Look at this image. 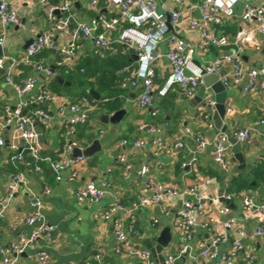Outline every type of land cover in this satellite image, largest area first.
<instances>
[{
  "label": "crops",
  "instance_id": "1",
  "mask_svg": "<svg viewBox=\"0 0 264 264\" xmlns=\"http://www.w3.org/2000/svg\"><path fill=\"white\" fill-rule=\"evenodd\" d=\"M91 1L71 0L72 10L78 22L89 25L100 15H106L108 18L119 16L118 10L115 12L109 10L107 0H99L100 10L90 9ZM164 1L165 7H161V11L169 12L175 8L173 0ZM248 1L252 4H260L264 0ZM10 2L18 14V22L8 28L2 46L3 56L1 57L5 59V67L0 75V120L2 121L6 118L8 108L14 109L30 97L45 92L43 88L46 87L50 77L41 72L38 65L55 69L57 73L60 71L58 65L60 55L53 51L42 52L30 63L24 60L27 51L24 46L27 41L53 28L43 7L39 4L28 6L22 0H10ZM49 2L61 5L65 0H49ZM189 2L199 3L193 0ZM180 9L186 10V17L174 30L180 38L192 46L194 61L206 66L216 57L226 52H234L233 47L212 46L203 53L199 52L197 48L200 43L199 32L190 30L187 26L189 16L198 18L199 13H190L187 6ZM56 18L57 20L64 19L66 15L59 13ZM244 26L246 25L242 22L241 16H235L225 26L214 28L217 32L233 37ZM75 27L76 22H73L65 31H54L56 42L64 44ZM120 31V28L117 29L111 37L117 39ZM262 43L264 44V36H262ZM162 50L167 51L165 43L162 45ZM124 51H128L127 48L121 49V45L116 43L110 55L111 60L116 62V67L122 63L125 64L123 68L135 67L137 65V60L134 58L135 53L131 55L127 63L122 59L126 53ZM96 54L93 41H83L76 55L74 66L88 64L91 65L89 69L93 70L92 68L97 63ZM243 57L247 70L264 68V45L260 51L247 49ZM157 64L161 77L156 80V92L162 88L165 78L171 72L170 64L166 59H161ZM107 73L104 66L99 67V70H96L94 82L100 84L104 80L110 81L107 79H111ZM220 73L223 77L231 76L229 67L223 68ZM9 76L16 82L33 78L36 80V86L28 95L19 96L17 91L7 83ZM121 79L122 76L118 73L117 83ZM246 83L247 76L241 84L233 83L228 87L227 115L224 121L232 133L244 128L252 129L251 140L242 144V151L246 158L245 170L239 169V164L234 160L232 152L229 155V171L225 172L215 162L211 143L219 132L216 131L212 118L207 119V114L211 112V109L204 106V101L212 90L206 89L204 85L192 98H186L177 87H174L166 97H155L152 108L139 106L138 89L120 92L119 95H113L111 100L104 99L102 94L95 90L100 95V99L97 100L89 90L90 99L96 101L97 108L91 114L89 122L84 127L75 128L73 135L68 138L64 133L65 122L72 116L68 106L82 96L81 90L72 88L54 92L58 95L57 100L45 104L46 110L52 116L49 121H38L34 117L33 109L27 110L26 113L32 116L34 127L37 124L42 131L43 156L55 162L70 161L72 164L62 172V179L59 181L48 161L35 163L31 155L26 153L25 160L32 165L29 167L26 164H19L15 168L11 164V159L17 154L16 151L11 150L7 142L4 146H0V248L17 241L21 235L31 233L34 227L29 226L26 219L32 211L31 202L36 196L40 199V211L44 220L54 229L50 239L40 237L36 248L22 255L18 264H40L35 257L37 251H45L50 256L49 264H130L132 262L142 264L129 255L126 249L121 253L117 252L118 241L114 227V221L117 218H121L125 223V232L130 246L138 249H146V240L157 245V239L162 230L170 227L173 241L162 252L165 259L170 255L178 257L184 245L189 246L187 255L178 257L176 264H223L222 256L226 255L231 248L229 242L219 244L218 255L215 258L203 259L200 254L203 247L210 244L213 233L223 232L226 221L234 218L236 229L242 228L245 233L242 238L243 248L235 259L236 264H264V236L256 239L251 237L256 228L264 224V216L257 217L244 208V199L247 197L252 198L256 203L264 204V125L261 124L264 119V93L258 88L246 93ZM61 85L70 87L72 84L70 86ZM115 90H118L117 87L113 88V91ZM118 103L120 108L113 109V106ZM60 107L64 110L61 111ZM230 109L232 113H228ZM122 110L125 113L116 117L115 114ZM156 110L158 115L154 117L153 112ZM159 116L163 119L161 123L157 122ZM152 124L158 127L157 132H150L147 129L139 130L141 125ZM186 129L194 135L200 134L208 143L206 147L199 149L196 141L187 136ZM14 130L12 126L0 129V136L4 141H11ZM157 139L170 148L164 155L157 156L155 153L153 141ZM94 140H100L102 150L91 159L83 157V160L79 161V158H73V150H67V146L71 144L73 149L86 148ZM137 141H142L144 144L136 147ZM179 141L183 143V148L175 151L173 147ZM17 145L21 146V143L17 142ZM124 154L127 155L129 164L132 165L131 170H127L119 162ZM194 158L197 159L196 164L191 165ZM184 164L188 166L183 167ZM35 165H39L41 170L37 171ZM144 167L149 170L147 178H153L157 183L178 192H183L197 184L198 193L208 199H206L205 214L200 215L196 210L194 216L198 223L207 221L210 224L208 230L197 228L191 239H185L182 232L175 226L178 211L185 199L179 196L169 199L168 214L165 216L161 215L158 206L135 208V203L140 197L148 195L145 185L146 178L140 175ZM73 171H77L78 176L71 181ZM195 171L202 174V179L198 183L194 179ZM258 171L261 175L263 173V177L254 176V172ZM17 172L24 176L26 185H21L13 198L8 200L6 190ZM236 177L246 179L249 186L240 191L234 189L237 192L230 191V182ZM102 181L109 182L110 189L100 202H81L76 199L77 190L84 184L95 182L100 185ZM47 188L49 192L46 191ZM222 189L226 195H233L229 203L219 199ZM187 198L195 204L198 203L195 196ZM211 198L218 201H213ZM115 199L121 201L124 210L118 212L109 221L103 220L102 215ZM4 203L7 205L4 210H1ZM224 205L230 207L228 215H223L218 211ZM155 219L159 222L153 226ZM234 236L232 232L231 239ZM249 256L255 257L253 262H249ZM1 261L0 254V264Z\"/></svg>",
  "mask_w": 264,
  "mask_h": 264
},
{
  "label": "built area",
  "instance_id": "2",
  "mask_svg": "<svg viewBox=\"0 0 264 264\" xmlns=\"http://www.w3.org/2000/svg\"><path fill=\"white\" fill-rule=\"evenodd\" d=\"M28 6L41 5L46 13L48 19L53 25L52 30L44 31L38 34L32 43L29 45L25 55V62H32L33 58L39 55L44 50L53 51L60 55L58 65L72 68L76 62V55L80 46L85 40H92L96 49L97 55L104 58L107 53H110L114 45L119 43L127 49L133 50L137 55V65L135 67L123 68L119 71L123 77L120 87L123 90L130 91L138 89L137 102L142 108H152L155 97H166L170 90L177 87L186 98L194 97L200 88L203 86V77L209 74L220 73V71L229 67L231 76L223 77L222 80L225 86L229 87L231 84H241L247 76V83L245 84V92L250 93L258 88L264 93V68L260 69H246L243 60V54L247 49L256 51L262 50V36H264V1L260 4H252L248 0H202L199 3H190L189 0H173L175 8L169 12L161 11V7H165L164 0H107L108 7L111 12L119 11V16L100 15L92 20L91 24H83L77 21L76 14L72 10L71 0H65L61 5H54L49 0H22ZM10 0H0V47L4 45L5 36L8 28L18 22V14L16 10L10 5ZM99 0H92L89 7L92 10H100L98 7ZM243 5V12L241 15L242 22L246 25L241 27L235 36L230 37L226 33H220L215 30V26L222 27L228 23L231 18L236 16L238 5ZM183 6L188 7V11L198 12L199 17H191L187 19V26L190 30L199 32L200 43L197 45L199 52L203 53L210 46L217 48L233 47L234 52H226L214 59L213 62L206 66L198 65L193 59L192 46L184 39L180 38L174 28L179 26L185 20L186 10L180 9ZM180 7V8H179ZM57 11L66 15V18L57 20ZM168 20L173 27L171 31L168 27ZM76 22V27L66 39L64 44H58L54 38V31H65L72 23ZM121 29L120 35L117 39H113L111 34L117 29ZM165 43L167 51L162 50V45ZM161 59H166L171 67V72L165 78L164 85L156 92V80L161 77L158 62ZM5 67V59L0 56V75L3 73ZM38 69L46 73L48 77H53L50 68L38 65ZM188 72V75L185 74ZM7 83L11 85L19 94V96L28 95L35 86L36 80L27 78L23 82H16L12 77H7ZM58 95L45 91L41 92L35 97H30L27 101L20 103L14 109H7L6 118L0 120V129L12 126L14 134L9 147L16 151L11 159V164L17 168L19 164H26L31 166L30 162L25 160V154L31 155L35 163L48 161L56 173L57 180L62 179V172L71 166V162L66 163L55 162L52 159L43 156V148L39 142L38 133L33 125L32 116L27 111L29 107L33 108V114L38 121H49L52 119L51 113L42 108V104L54 102ZM210 109L215 106V99L212 93H208L205 97ZM97 108L95 100H91L88 96L82 95L77 100L69 104L68 109L72 116L65 122V135L70 137L73 135L75 128L85 126L90 119L91 114ZM63 111L64 108L60 107ZM212 109L207 114V119L212 117ZM232 113V110H228ZM158 115L157 110L153 112V116ZM264 125V119L261 121ZM149 130L150 132H157L158 127L154 124L146 126L141 125L140 131ZM187 136L194 139L199 149L206 147L208 144L200 134L194 135L189 129L185 130ZM236 139L242 143H248L252 138V129L244 128L233 133ZM103 135V132H101ZM21 143V146L17 145ZM155 145V153L157 156L164 155L168 148L159 139L153 141ZM6 141L0 136V146H4ZM144 143L137 141L136 147H141ZM215 162L225 171L230 170L229 155L232 150V145L229 142V137L226 133L219 132L212 141ZM21 147V148H20ZM183 148L181 141L177 142L173 149L178 151ZM68 151H72V144L67 146ZM19 151V152H18ZM83 157H79V161ZM197 159L194 158L191 165L196 164ZM120 164L124 165L127 170L132 169L129 164L127 155H122L119 159ZM191 165H189L191 167ZM188 165H183L187 167ZM37 171L41 170L39 165L34 166ZM148 168L144 167L140 171V175L146 178V189L148 195L140 197L135 203V208L158 206L161 215H167V205L171 197L179 196L185 198L178 211L177 221L175 226L184 235L186 240L191 239L195 229L208 230L209 223L207 221L198 223L194 216V211L200 215L205 214L206 199L198 193L197 184L189 189L178 192L173 188H167L157 183L153 178H147ZM77 171H73L70 180L77 178ZM194 179L198 183L202 179V174L198 171L194 172ZM21 185H26L24 176L17 172L14 175L13 182L10 183L6 190V197L8 200L12 199L18 188ZM110 184L107 181H102L100 185L95 182H88L79 188L75 194L78 201H89L93 203L100 202L108 193ZM49 192V189L46 190ZM195 196L197 204L187 197ZM222 198L226 202H230L233 198L231 194H223ZM213 201L217 199L211 198ZM219 199H221L219 197ZM7 200V201H8ZM6 203L2 204L1 210H4ZM32 211L26 223L34 227L29 235H21L20 238L2 248L0 254L2 256L1 264H18L19 259L28 250L36 248L37 241L44 236L50 239L53 226L44 220L41 214V202L38 197H34L31 202ZM244 208L252 215L257 217L264 216V204L256 203L252 198L244 199ZM124 210L119 199L112 202L102 219L109 221L118 212ZM218 211L223 215L230 213L229 206H221ZM158 220H153V226L158 224ZM115 237L118 241L117 252L121 253L124 249L129 255L135 257L142 264H157L151 252L147 249H138L130 246L125 232V223L121 218L114 221ZM234 232V238L230 235ZM242 228L236 229V220L234 218L228 219L224 224V231L221 233H213L210 244L203 247L200 256L204 258H215L218 255V246L220 243H231V248L226 255L222 256L223 264H236L235 259L238 253L242 250V238L244 237ZM264 236V224H260L252 233L251 237L256 239ZM189 250L188 245H184L181 254L178 257L186 254ZM40 264H49L50 256L45 251H37L35 255ZM177 256L170 255L165 264H176ZM99 258V257H98ZM254 256H249V262H253ZM104 264V263H102ZM136 264V263H130Z\"/></svg>",
  "mask_w": 264,
  "mask_h": 264
},
{
  "label": "water",
  "instance_id": "3",
  "mask_svg": "<svg viewBox=\"0 0 264 264\" xmlns=\"http://www.w3.org/2000/svg\"><path fill=\"white\" fill-rule=\"evenodd\" d=\"M243 12V5L239 4L237 11H236V16H241ZM60 12L57 11V14ZM25 22V21H23ZM168 27L171 31H173V27L170 23V20L167 22ZM34 39H30L27 41V43L24 46V49H27L29 45L32 43ZM264 45V44H263ZM0 56H3V48L0 47ZM134 58L137 60L138 57L137 55H134ZM244 58V57H243ZM196 64L201 65L199 62H196ZM51 72L54 73L55 69L50 68ZM186 75H188V72H185ZM223 75L221 73H215V74H209L205 75L203 77V85L206 87V89H211L212 94L215 99V106L212 107V120L214 123V127L217 132H223L226 133L229 137V142L232 145V150L231 152L234 155V160L239 164V169L240 170H245L246 168V158L244 156V152L242 151V143H240L234 134L229 131L228 126L224 124L225 117L227 115V107H226V102L228 98V92L229 88L225 86L223 80ZM61 84H66L67 86H70L71 84L68 82H64L62 79L59 80ZM90 94L97 100L100 99V95L98 92L95 90H91ZM202 100V99H200ZM204 106L210 109L208 103L204 101ZM26 114V112H24ZM123 113H125L124 110L119 111L115 114V116H120ZM36 131L39 136V142L42 144L43 143V137H42V131L37 127V124H35ZM7 145H9V140L6 141ZM102 150V144L100 140H94L91 145L87 146L86 148H74L73 149V158H79V157H86V158H93L97 153H100ZM224 193V190H221L220 193V198L222 201L224 199L222 198V195ZM228 203V202H227ZM173 241V233L170 227H166L162 230L160 233L158 239H157V245H153L150 240L145 241V247L147 250H149L157 262V264H165L166 259L162 255V252L164 249L168 248L170 243ZM185 254L184 256H186Z\"/></svg>",
  "mask_w": 264,
  "mask_h": 264
},
{
  "label": "trees",
  "instance_id": "4",
  "mask_svg": "<svg viewBox=\"0 0 264 264\" xmlns=\"http://www.w3.org/2000/svg\"><path fill=\"white\" fill-rule=\"evenodd\" d=\"M193 1H199L201 2L202 0H193ZM225 26V25H224ZM223 27V26H222ZM126 49L124 46L121 45V49ZM114 50V48H113ZM112 50V51H113ZM128 51H124L126 53H124V57L122 59H124V61H127L131 59V55L134 53L133 50L127 49ZM48 50H44L42 52H46ZM107 53V55L102 58L99 55L96 54V64L94 65V67L92 68L93 70L89 69V67L91 65L88 64H83V65H79L74 66L72 68H67L66 66H61L59 67L60 71L59 73L54 72L53 73V77H50L46 87H44V91H49V92H58L61 89H68L71 90L72 88H76L81 90V95H86L89 98L91 97L89 95V90H96L98 91L100 94H102V97L108 98V100H111V98L113 97V95H119L120 92L124 93L125 90H123L120 87V83L123 79L119 81V83H117L118 80V73L120 71V69H122L125 65L124 63H122L120 66L116 67V62H113L111 60V53ZM41 52V53H42ZM40 53V54H41ZM39 54V55H40ZM38 56V55H37ZM134 65V64H132ZM104 66V68L106 69V71L108 72V77H110L111 79L107 78L110 81H106L104 80L102 83L98 84L97 82H94V78L96 77V70H99V67ZM60 79L64 80L65 82H70L72 85L70 87H64L61 85L60 83ZM117 87L118 90L113 91V88ZM126 92V91H125ZM116 102V101H114ZM42 108L47 109L45 104L41 105ZM34 107H29L27 110H32ZM120 108V104H115L113 106V109H119ZM157 122L161 123V121H163V119H160V116L157 118ZM80 127V126H78ZM76 127V128H78ZM84 127V126H82ZM66 132V129L64 130V133ZM75 132V131H74ZM257 171V169L255 170ZM263 175V173H262ZM259 171L258 172H254V176L255 177H260L262 176ZM263 177V176H262ZM248 181L242 177H236L233 178L230 182L229 188L230 191H240L243 190L245 187H248ZM234 189H237L234 190Z\"/></svg>",
  "mask_w": 264,
  "mask_h": 264
},
{
  "label": "rangeland",
  "instance_id": "5",
  "mask_svg": "<svg viewBox=\"0 0 264 264\" xmlns=\"http://www.w3.org/2000/svg\"><path fill=\"white\" fill-rule=\"evenodd\" d=\"M161 10V9H160Z\"/></svg>",
  "mask_w": 264,
  "mask_h": 264
}]
</instances>
